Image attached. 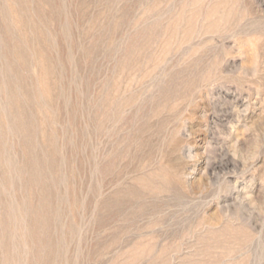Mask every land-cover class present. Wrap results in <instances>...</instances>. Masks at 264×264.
<instances>
[{"label": "rangeland", "instance_id": "374dc122", "mask_svg": "<svg viewBox=\"0 0 264 264\" xmlns=\"http://www.w3.org/2000/svg\"><path fill=\"white\" fill-rule=\"evenodd\" d=\"M0 264H264V0H0Z\"/></svg>", "mask_w": 264, "mask_h": 264}]
</instances>
